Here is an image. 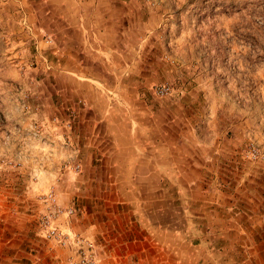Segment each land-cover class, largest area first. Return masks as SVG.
<instances>
[{
  "label": "crops",
  "instance_id": "1",
  "mask_svg": "<svg viewBox=\"0 0 264 264\" xmlns=\"http://www.w3.org/2000/svg\"><path fill=\"white\" fill-rule=\"evenodd\" d=\"M38 5L55 39V61L42 62L47 72L31 78L38 88L30 108L43 122L51 113L72 120L81 168L66 177L47 173L39 167H46L45 144L18 140L14 123L5 126L8 147L0 157L12 166L0 179V264H66L73 254L37 237L32 226L35 196L54 184L59 203L76 207L61 228L92 239L98 264H264V162L243 143L256 138L264 149V116L254 127L245 111L232 122L228 141L179 129L177 140L158 139L162 127L153 124V111L139 116L120 108L132 97L122 85L137 81L126 76L132 64L112 60L121 42L109 41L108 29L110 22L125 27L136 12L118 7L109 18L88 0ZM49 83L52 96L44 89ZM143 115L151 123H142Z\"/></svg>",
  "mask_w": 264,
  "mask_h": 264
},
{
  "label": "rangeland",
  "instance_id": "2",
  "mask_svg": "<svg viewBox=\"0 0 264 264\" xmlns=\"http://www.w3.org/2000/svg\"><path fill=\"white\" fill-rule=\"evenodd\" d=\"M39 1L27 5L24 0H0V131L5 130L0 137V155L6 154L8 147L4 143L8 135L5 126L14 123V137L18 140L25 137L26 141L45 144L47 160L43 170L66 177L81 168L79 148L70 136L72 120H61L56 113H51L43 122L33 117L30 108L38 88L31 78L46 71L42 62L53 66L55 61V39L44 30L49 21L42 20L44 8L38 5ZM88 1L98 4L96 6L108 17L116 13L118 7L125 13L136 12L130 22L123 21L125 27L110 22L108 29L109 41L115 45L114 40L121 42L122 52L119 56L112 52L116 55L112 60L126 62L128 66L132 64L126 76L142 82L122 85V93H131L127 96L132 97L120 108H129L139 116L146 110L153 111V124L173 131L171 135H163L162 128L158 129L155 134L158 139L174 141L182 137V130H191L201 140L223 137L228 141L233 135L232 122L245 111L252 118V126H260L264 116V0ZM81 55L82 52L73 58ZM36 65L42 69L34 70L32 67ZM164 85L168 86L167 92L157 93L156 88ZM54 87L49 83L44 89L52 96ZM134 93L141 95L143 101H137ZM145 118L143 115L142 123H151L150 116ZM34 122L43 129L39 138H33L28 131V125ZM253 135L258 133L255 131ZM249 142L264 151L258 139L251 137L243 140L247 152ZM74 150L78 151V170L68 164L73 161ZM6 161L0 157V179L10 165ZM49 190L56 192L58 201L55 184L33 200L32 226L36 236L42 239L37 218L45 204L39 197ZM2 195L0 192V201ZM64 207L73 208L74 213L59 219L60 229L64 221L76 215L75 206ZM89 240L93 243L94 263L98 264L96 244ZM53 245L73 249L66 264L76 258L73 246Z\"/></svg>",
  "mask_w": 264,
  "mask_h": 264
},
{
  "label": "built area",
  "instance_id": "3",
  "mask_svg": "<svg viewBox=\"0 0 264 264\" xmlns=\"http://www.w3.org/2000/svg\"><path fill=\"white\" fill-rule=\"evenodd\" d=\"M157 93L163 94L168 90V86H159L156 88ZM42 126L39 124L31 123L28 125L29 134L33 138H39L42 134ZM6 143V139L4 141ZM248 153L252 159H262L264 161V151H262L255 143L249 142ZM78 151L74 150V156L71 157L73 161L68 163L74 170H78L80 163L78 161ZM47 160V159H46ZM11 165V164H10ZM42 167V163L39 167ZM39 200L44 202L45 209L40 213L37 218L39 226V233L50 243L60 244L62 246H73L76 250V258L70 259L68 264H95L93 258V243L89 239L82 236H72L66 234L59 227V219L61 217H68L74 213L73 208L64 207L57 201L56 192L49 190Z\"/></svg>",
  "mask_w": 264,
  "mask_h": 264
}]
</instances>
